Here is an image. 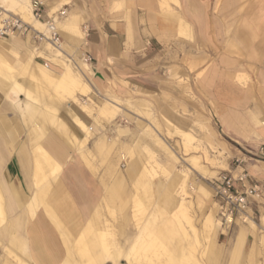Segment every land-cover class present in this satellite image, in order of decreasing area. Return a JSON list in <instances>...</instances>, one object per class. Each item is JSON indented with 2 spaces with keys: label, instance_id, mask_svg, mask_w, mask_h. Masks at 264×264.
Here are the masks:
<instances>
[{
  "label": "rangeland",
  "instance_id": "374dc122",
  "mask_svg": "<svg viewBox=\"0 0 264 264\" xmlns=\"http://www.w3.org/2000/svg\"><path fill=\"white\" fill-rule=\"evenodd\" d=\"M45 2L51 3L52 6L56 7L50 13L49 9L45 5L43 6L45 13H50L49 16L66 10V15L58 21L61 26L57 25L61 37L63 56L60 57L59 63L51 60L54 58L53 47L47 45L49 42L44 38L37 40L36 44H30L25 41V37H19V40L22 41L19 45L10 43V39H0V54L11 66V71L6 73L2 71L0 73V92L7 91L4 96L11 101H17L16 99L20 98V102L16 103L22 111L23 107L21 105L23 103H31V101L23 95L21 88L12 90L11 84L17 79L19 87L22 85L24 88L31 87L33 82L27 73L31 69V62L35 61L37 68L46 70L54 78L63 73L64 66H68L72 74L76 75L78 83H80L77 84L78 86L74 87L61 80L58 82L61 85L56 84L44 88L39 93L43 95L42 99L55 101L59 106L58 112H48L50 126L52 125L49 127L48 132L58 134L59 129H56V126L52 124L57 120H60L70 129V115L67 114L66 110L71 108L77 113L79 110H77L76 105H79L81 109L82 105L88 108V111L84 113L87 117L86 119H88V124L92 125L93 119L97 123L100 119H108L105 124V130L111 131H108L109 133L107 132L105 136L108 138V134H113L114 139L111 141L108 138L103 141V150L101 147L102 153L100 156L95 151L93 152L94 154L89 153L95 167L94 171L91 168L92 165L89 162L87 164L86 158H84L86 168L91 170V175L95 173L99 182L100 179H104L106 183L113 179H118L121 187L125 188L118 200L122 205L125 202V212L132 216L130 223L134 235L137 233L135 224L138 225V228L141 222H144L145 225L143 246L140 245L131 254L130 261L121 259L122 261H119L118 264H173L171 258L175 261L177 259L182 261L180 262L182 264H221L225 258H229L228 260L231 262L234 254L233 249L237 238H239L238 230L247 226L255 228V218L252 209L249 214L250 221L247 223L242 224L236 221L229 227L222 226L221 228L216 221L218 226H214L209 238L204 239L200 232L202 231L201 227L204 219L209 214H213L218 221L219 217L218 209L216 205L214 206L213 199L211 198V201L208 202L203 193H211L210 181L228 167L235 169L239 166L234 175H237L243 169L250 178H253L250 168L257 165V156L261 154L260 149H264V147L252 131V128L255 127L252 113H248V120L243 121L241 124L242 133L240 134L242 135L224 131L218 115L221 107L215 104L212 93L215 86L214 83L224 87L231 84H237L241 87L253 86V68L250 66L247 68L243 65L242 62L246 59L240 56L241 52H239L234 43H197L196 48L195 45L193 46V49H196L195 52L189 49L188 42H178L176 44L168 42L165 44L164 49L151 42L152 52L150 54L149 60H151V63L149 67H138L137 69L129 61L128 63L115 64L127 71L128 83L141 90V93L134 97L144 101L137 102V104L133 100V102H127L128 104L126 105L121 104L118 97L116 98L109 95L108 92L103 93V91L97 89L93 76L89 74L88 63H84L83 58L92 54L89 50L88 34L91 30L92 19L98 20L95 15V10L97 9L101 10L100 15L102 18L107 13H118L120 16L118 20L120 24L124 25V34L128 37L130 44H132L131 38L135 28L132 24L135 17L134 11L131 9L133 4L128 0H46ZM174 5L177 7V3L173 2V0H162L159 4L160 18L171 21L172 15L176 14L173 9ZM0 6H2L1 10L5 9L4 4L0 3ZM178 12L179 15H177L181 16L180 9H178ZM70 15L73 18L72 21L68 20ZM181 23H183L182 20ZM31 26L33 25L31 24ZM33 28L45 34L38 27L33 26ZM185 28L187 31L183 34L181 32V24L178 25V37L188 39V27ZM120 33L123 34V32ZM130 49L135 52L139 50L136 46H130ZM14 53L18 57H12ZM227 54L236 55L229 59L237 60L239 67L237 65L231 67L223 63V61L228 59L223 57ZM27 57L29 58L27 59ZM107 65L111 67L114 62L108 61ZM212 72H214V78L208 81L210 76L208 74ZM3 75H6V78ZM114 85L115 82H111L106 85V89L108 90L109 87ZM15 91L19 93L17 94ZM74 98L77 100L74 101ZM107 99L114 101L116 104L118 103L119 107L112 106L114 109L113 113L102 114L99 110ZM33 104L37 107L41 106L38 102ZM21 111L0 96V115L7 125L6 134L14 135L16 146L26 147L28 129L35 124L34 122L38 123L39 120H35L34 116V118L27 120L23 117ZM235 112L230 111V114ZM128 119L129 121H127ZM71 123L82 131L84 138L76 136L77 139L75 137V143L71 147L72 150L70 148V157L73 155L81 161L77 147L81 151L83 148V150L90 152L96 140L95 137L100 135V131L94 128L93 136L85 143V140L92 132L90 126L82 121L81 124L73 122L72 119ZM142 126L143 132H141ZM119 129L125 131L127 135L133 132V135L136 134L138 136L136 138L133 136V143H129L128 147H125V144L123 145V140L126 138L124 137L125 135L115 132ZM146 131L148 134L145 133ZM182 132L189 135L190 139L184 137ZM152 136L156 138V140L154 139L155 141L152 140ZM5 147L12 149L14 145L10 143ZM109 167L114 168L112 175L106 173ZM129 175L130 177H128ZM156 184H159V188L156 187ZM3 186L6 191L3 190ZM100 187L102 188V186ZM10 188L24 193L25 200L22 201L21 205L16 204V211H18L20 206L29 199L30 194L25 189L23 176L13 154L0 174V191L3 203L9 197ZM181 188L186 190L187 195L180 197ZM132 194H135V197ZM180 198L184 199L183 208L186 209L185 213H188L187 216L191 217L192 221L190 222L197 229V235L190 231L183 215L184 210L180 204L177 205L176 209H169L170 203ZM115 207L118 208L116 209ZM112 210L113 216H110L105 206L102 205V216L108 222H111V225L113 224L115 237L112 245L114 243L116 245L117 232L120 228L118 222L124 221L125 215L120 211L117 203L114 204ZM16 211L7 212L4 218H0V228L14 218ZM165 217H169L175 225L174 232L168 240L162 239L154 230L159 221L165 219ZM101 228H103L102 220ZM221 234L228 235L234 239V243L228 249L217 243V239ZM73 237L71 241H73ZM85 246L84 257L86 261L81 260L76 255L75 262L78 264L90 263L87 260L93 255L94 251L87 244ZM261 246L264 250V236ZM0 247H2L3 253L1 256H4V259L7 260L0 261V264H18L7 258L4 252V247H10L8 243L0 242ZM205 252H208V261H204L203 253ZM17 254L20 253L17 252ZM183 256H187V258L183 259ZM109 261H99V263L111 264V261ZM248 264L261 263L256 259H250Z\"/></svg>",
  "mask_w": 264,
  "mask_h": 264
},
{
  "label": "crops",
  "instance_id": "0c3cea01",
  "mask_svg": "<svg viewBox=\"0 0 264 264\" xmlns=\"http://www.w3.org/2000/svg\"><path fill=\"white\" fill-rule=\"evenodd\" d=\"M29 1L31 3V0ZM45 1L46 0H40L51 13L52 10L50 7L54 6H52L51 3L47 4ZM128 1L133 4L131 9L135 14L134 22L132 23L135 27L134 34L131 38L132 44H130L128 37L124 34V25L120 24L118 20L120 16L118 13H107V15L102 18L100 15L101 10L97 9L95 10V15L98 17V20L92 19L90 24L91 30L88 34V43L89 50L92 54L88 55L91 58V62L88 63V70L89 74L93 76V81L97 89L103 91V93L108 92L109 95L116 98L118 97L121 104L126 105L128 104L127 102H133V100L136 101V103L144 102L134 97L138 95V93H141V90L128 83L129 78L126 77L127 71H124V69L115 64L121 62L128 63L129 61L137 69L138 67H149L151 63L149 59L152 52L151 42L162 49H164L165 44L168 42L174 44L178 42H188L189 49L195 52L197 43H234L239 52H241L240 56L246 59L242 62L243 65L247 68L249 66L253 68V86L247 85L241 87L237 84H231L230 86L224 87L214 83L215 86L213 88L212 98L215 104L221 107L220 113L218 114L219 121L222 123L224 131L226 132L242 135L240 134L242 133L241 124L243 121L248 120V113H252V120L255 122V127L252 128V131L256 138L259 139L260 144L264 147V127H262V124H264V0H173V2L177 3V7L176 5L173 6L176 14L172 15L173 18L171 21L160 18L159 4L162 0ZM178 9L181 11V16H178ZM50 13H48V16ZM70 17L72 18L70 15L68 20ZM181 20L183 23H181ZM46 21L47 17L44 15L39 22L45 23ZM179 24H181V32L183 34L187 31L185 27H188V39L177 36ZM120 32H123V34ZM18 39V37L13 40L10 39V43L14 45L21 44L22 41H17ZM16 41L19 43H16ZM25 41L30 44H36V40H34L32 33L25 37ZM194 45L195 48L193 49ZM130 46H136L139 50L135 52L130 49ZM235 56L236 55L231 54L224 55L223 57L228 59L223 61V63L231 67H235L234 65L239 67V62L237 60L229 59ZM29 57H27V59ZM19 60L21 61V59ZM108 61L114 62V65L111 67L108 66ZM213 73L214 72L208 74L210 75L208 81L214 78ZM111 82H115V85L109 87L107 90L106 85ZM6 92H0V96L21 111L19 105L16 103L20 102L21 99L18 98L16 99L17 101H11L5 98L4 93ZM76 106L79 112L75 113L71 108L69 111L83 123L86 122L88 124V119H86L87 117L84 112H82L81 107H79V105ZM230 111L236 112L230 114ZM23 117L25 116L23 115ZM25 118L27 120L31 119ZM127 121H129V119ZM106 122H108V119H100L98 123L93 119L92 125L88 124L92 132L85 140V143L93 136L94 128L100 131V135L95 137L96 140L89 153L92 154L95 151L99 154L103 141L108 138L111 139V141L114 139L113 134H108V138L105 136L108 131H111L105 130L104 126ZM99 124L103 125V127L99 126ZM33 125L28 129L27 146H16L17 143H14V135L11 134L10 136V134H6L7 125L0 115V174L11 158V155H15V157H17L18 167L24 179L25 189L30 194V199L24 202L19 210L16 211V204L21 205L22 201H24V193L20 190L17 191L10 188L9 197L6 202L3 203L0 191V217L4 218L7 212H17L14 216L15 219L9 220V222H6L5 225L0 228V242L8 243L10 247H4V252L7 258H10L11 261H15L18 264L22 262V264H64L66 261L67 263L70 262L69 264H78L75 262V256L77 255L81 260H85V245L87 244L89 248L93 247L91 244L92 237L88 236L87 239H85V236L82 235L84 233L82 230L84 228L83 225L89 221L101 204V185L95 173H93L92 176L90 170L86 168L84 159L80 161L73 155L70 157V148L73 146L61 135L62 133L57 134L48 132L39 144L59 165L60 171L57 182L61 183L65 191L64 194L69 195L76 204L81 225L80 227L78 226L79 228H76L73 223L76 224L77 220L69 221L67 214H65L66 212L59 210L54 212L55 218L59 222L58 227L54 226L45 215V222H43L45 224L36 225V221L30 218L27 209V204L36 194V187L34 185V164L31 151V131ZM69 125L70 129H68L71 135L73 134L75 137L81 136V138H84L82 131L71 123V117ZM143 131L142 126L141 132ZM115 132L125 135L124 137L126 138L123 140V145L125 144V147H128L127 145L129 143H133V136L135 138L138 136L135 134L136 132L134 133L135 135H133V132L127 135V133L121 129ZM145 133L148 134L147 131ZM10 143L14 145V147L12 149L6 148L5 146ZM77 149L80 153V157L83 158L82 155H86L85 157L92 165L91 168L95 170L90 154L83 150V148L82 151H80L79 147H77ZM257 157V165L251 166L250 168V173L253 176V178H250V183L258 186L260 190L259 197L251 202V209L255 218V228L247 226L238 230L239 238H237L233 249L234 254L232 256V261L229 262V258H225L221 264H248V260L250 259H256L261 264L264 263V250L261 246V241L264 236V149ZM236 171L237 169L228 167L224 172H229L234 175ZM156 185V187L159 188V184ZM3 190L6 191L4 186ZM178 204V199L173 200L172 203H170L169 209H176ZM41 212L42 211L38 209L35 218L43 216ZM126 219V222L119 221L118 223V226H121L120 228L118 227L119 231L117 232L116 242L125 252L129 250L130 246L139 235V228L136 224L137 233L134 235L132 232V225L130 223L132 216L128 215ZM141 223L143 226L144 222ZM144 226L142 227L141 245L143 244ZM72 237L73 241H71ZM76 241H79L77 242L79 243V248L83 250L78 248V244L75 243ZM83 241L86 243H83ZM217 243L228 249V247L234 243V239L228 235L221 234L217 239ZM73 247L75 249H73ZM17 252L20 254H17ZM206 253L207 256L205 261H208V252ZM2 254V247H0V261H7L4 259V256H1Z\"/></svg>",
  "mask_w": 264,
  "mask_h": 264
},
{
  "label": "bare ground",
  "instance_id": "6f19581e",
  "mask_svg": "<svg viewBox=\"0 0 264 264\" xmlns=\"http://www.w3.org/2000/svg\"><path fill=\"white\" fill-rule=\"evenodd\" d=\"M2 4L5 5V9H3L4 13L10 14L13 13V15L15 16H19L22 21L28 23L29 25H33L35 27H38L39 29L43 30L44 32H46V26L44 23H41L39 21H36L32 18L31 16V11H30V1L29 0H1ZM48 4V3H47ZM43 5V4H42ZM0 8H2V6H0ZM51 10L54 9V7H50ZM55 14H53L52 16H49L50 18L53 17ZM72 16V15H71ZM72 21L73 18H69V21ZM76 22V21H75ZM73 24V23H72ZM57 25L61 26V23L57 21ZM68 25V24H67ZM71 25V24H69ZM32 26V27H33ZM63 26V25H62ZM66 26V25H65ZM70 27V26H67ZM74 27V26H72ZM79 33V32H78ZM12 38L13 39H16ZM19 41V39L17 40ZM16 43H19L17 42ZM13 42V41H12ZM45 44V43H44ZM50 45L51 47H53V57L51 60H54L56 62H60V57L63 56V51L61 50L62 48V44H60L59 46H54L52 44H47ZM11 49V48H9ZM10 51V50H9ZM12 51V50H11ZM12 57H18L17 54L14 53V56ZM84 63H88L87 61L85 62V60H83ZM36 62H31L30 63V68L28 73V77H30L32 85L30 88H24V86L22 85L21 87H19V83L17 82V79L14 80V82H12V87L14 90V88H21L23 95L28 98L29 101H31V103H23L21 106L23 107L22 113L25 117L27 118H32L33 116L36 118L35 120H39L38 123L34 122V127L31 131V139H32V146H31V151H32V158H33V166H34V185L36 187V194L35 196H33V198L29 201V203L27 204V209L29 211V216L31 219H33L34 221H36V225H42L45 224L43 222H45L44 220V215L45 217H48V220H50L52 222V224L54 226H59V222L56 220V216L54 215V212L56 210L62 211V212H66L65 214H67L69 221H74L77 220L76 224L73 223L74 226H76V228L81 225L80 222V218L78 216V209L76 207V204L74 203L73 199L69 196V195H65V191L63 190V187L61 186L60 182H57V175L59 174L60 171V167L59 165L44 151V149L40 146V141L43 139V137L47 134L49 127L50 126V116L48 114L49 111H57L59 110V106L58 103L55 101H46L45 99H42L43 95L39 94L40 91H42L44 88H48L54 85H61L60 83L58 84L59 81H64L67 84L78 86V80L76 75L72 74V72L70 71L68 66H64V69L62 70L63 73H61L60 75H58L56 78L52 77L51 75H49L47 73L46 70L41 69V68H37L36 66ZM2 71L8 72L11 71V66L4 60L3 56L0 54V73H2ZM8 75V74H7ZM54 75V74H53ZM4 78H6V75H3ZM13 77V76H12ZM29 79V80H30ZM27 85V84H25ZM29 86V85H28ZM14 92V91H13ZM15 93H17L15 91ZM19 93V92H18ZM17 93V94H18ZM74 101H76L77 99L74 98ZM38 102L39 105H41L40 107L35 106L33 103ZM37 104V105H38ZM78 104V103H77ZM80 104V103H79ZM86 105V104H85ZM112 106H116L119 107L118 103L116 104L114 101L107 99L106 103L103 105V107L99 110L102 114H110L113 113L114 109ZM85 111H88V108L86 106L82 105V112L85 113ZM68 114L70 115L71 119L73 120V122L76 123H80L81 124V120L77 117H75L70 111L69 109H67ZM89 113V112H88ZM90 114V113H89ZM33 117V118H34ZM154 122H156L153 119ZM14 123V122H13ZM52 124H54L56 126V129H59L58 133H62L61 135L69 142L72 144L75 143V136L72 134H70L69 129L64 125V123H62L60 120H57L55 123L53 122ZM157 125V124H156ZM99 126H102L101 124H99ZM105 127V126H104ZM262 127H264V124H262ZM51 130V129H50ZM183 133V132H182ZM87 134V133H86ZM8 135V134H7ZM184 137L190 139L189 135H187L186 133H183ZM11 136V134H10ZM9 137V136H8ZM59 137V136H58ZM62 138V137H61ZM10 139V138H9ZM156 138H152L153 141H155ZM13 140V138H12ZM62 140V139H61ZM108 141V140H107ZM13 142V141H12ZM65 142V141H64ZM8 143V141H7ZM66 143V142H65ZM67 144V143H66ZM101 144V143H100ZM103 144V143H102ZM69 145V144H67ZM70 146V145H69ZM68 146V147H69ZM110 147V146H109ZM17 148V147H16ZM74 149V148H73ZM72 150V148H71ZM103 150V147H102ZM81 151V149H80ZM109 151V150H108ZM89 153V152H88ZM100 153H102L100 151ZM99 153V154H100ZM101 155V154H100ZM28 156V155H27ZM86 155H82L83 158H81V160H83ZM134 156V155H132ZM169 156V155H168ZM111 157V156H110ZM17 158V157H16ZM120 159V158H119ZM86 163L89 164L87 161L88 159L86 158ZM84 160V161H85ZM94 160V159H93ZM83 161V162H84ZM85 163V162H84ZM85 163V164H86ZM135 165V164H134ZM91 166V165H89ZM105 167V166H104ZM137 167V166H136ZM135 167V168H136ZM133 168V165H132ZM134 168V169H135ZM138 168V167H137ZM114 169V168H113ZM112 167H109L106 171L107 174L112 175L113 174V170ZM133 169V170H134ZM138 170V169H137ZM87 171V170H86ZM91 171V170H90ZM94 171V169H93ZM135 171V170H134ZM133 171V172H134ZM128 172V171H127ZM132 172V170H131ZM138 172V171H137ZM85 176V175H84ZM93 176V175H92ZM111 177V176H110ZM130 177V175L128 176ZM139 177V176H138ZM142 177V176H141ZM59 178V176H58ZM93 179V178H92ZM113 179V178H112ZM133 183V182H132ZM141 184V183H140ZM100 185L102 186L101 188V192L103 191V193H101V204L98 207L97 211L91 216V218L89 219V221L84 224V228L82 230V232H84L82 235L85 236V239H87V237H92L91 241H92V249H94L93 251V255H91L87 261H89V264H100L99 261H106V260H110L109 262L111 264H118L119 261H121V259L126 260V261H130V256L131 254L136 251L142 242V226L141 224L139 225V235L137 236V238L134 240V243L130 246L129 250L127 252H125L124 250H122V248L120 246L116 245H112V241L115 237V233L113 230V224L111 225V222H108V220H106L104 218V216H102V205L105 206L107 213L110 216H113V210L112 207H114V204L117 203L119 205V209L121 212H123V214L125 215L124 217V221H127V217L128 214L126 211V204L123 205L119 202V197L122 196L125 188L123 189L120 185V183L118 182V179H113L110 182H105L104 179H100ZM136 185V184H135ZM143 186V185H142ZM134 189V188H133ZM138 189V188H137ZM180 189V188H179ZM185 189V187H184ZM181 188L180 191V197L187 195L186 190H184ZM188 189V188H187ZM190 189V188H189ZM157 190V189H156ZM191 190V189H190ZM193 190V189H192ZM196 190V189H195ZM194 191V190H193ZM197 191V190H196ZM200 191V190H199ZM202 191V188H201ZM205 192V191H204ZM183 195H182V194ZM198 193V192H197ZM200 193V192H199ZM203 193V192H202ZM103 194V195H102ZM193 194V193H191ZM205 195V198L208 202L211 201L212 198V194L209 192H205L203 193ZM202 194V195H203ZM135 195V194H134ZM133 195V197H135ZM25 197V196H24ZM125 197V196H124ZM138 197V196H137ZM1 198V196H0ZM30 199V198H29ZM134 199V198H133ZM137 199V198H135ZM192 199V197H191ZM23 200V199H21ZM25 200V198H24ZM125 200V199H124ZM2 201V200H1ZM121 201V200H120ZM139 201V200H138ZM189 201V200H188ZM122 202V201H121ZM128 202V201H127ZM130 202V200H129ZM184 199L180 198L179 199V204L181 206V208H183L184 206ZM187 202V200H186ZM192 203V202H191ZM142 204V203H141ZM4 205V204H3ZM190 205V203H189ZM188 205V207H189ZM215 206V205H214ZM21 207V206H20ZM116 208V207H115ZM114 208V209H115ZM118 208V207H117ZM116 208V209H117ZM41 210L43 216H40L39 218H35L36 215V211L37 210ZM24 210V209H23ZM183 212H184V216L186 218V221L188 223V226L190 228V231L192 233H194L195 235H197V229L191 224L190 221H192L187 214L185 213L186 209L183 208ZM135 214V213H134ZM0 216H1V204H0ZM19 216V215H18ZM1 218V217H0ZM27 218V217H26ZM111 218V217H110ZM15 219V218H14ZM101 220H102V225L103 228H101ZM219 223V226L222 228L221 223L215 219L213 214H209L203 221L202 223V237L204 239L209 238L210 232L212 230V228L214 226H218L217 222ZM68 222V221H67ZM113 222V220H112ZM119 223V222H118ZM22 224V223H21ZM115 224V223H114ZM61 225V224H60ZM121 226V225H120ZM78 227V228H79ZM25 228V227H24ZM145 228V226H144ZM66 229V227H65ZM122 229V228H121ZM175 229V225L174 222L172 220L169 219V217H165V219H161L159 221V223L154 227V230L156 231L157 235H159L162 239H170V237L172 236L173 232ZM77 230V229H76ZM57 231V230H56ZM64 231V229H63ZM121 231V230H120ZM176 231V230H175ZM65 232V231H64ZM81 234V233H80ZM199 234V232H198ZM25 235V234H24ZM81 235V237H82ZM122 235V233H121ZM68 237V236H67ZM174 237V236H173ZM201 237V235H200ZM80 239V238H79ZM145 239V238H144ZM197 239V238H196ZM78 240V239H77ZM83 240V239H82ZM62 241V240H61ZM80 241V240H79ZM76 241L75 243L79 242ZM176 241V240H175ZM85 241H83L84 243ZM69 243V242H68ZM81 243V242H80ZM86 243V242H85ZM175 243V242H174ZM78 244V248H79V243ZM74 244V245H77ZM85 245V244H83ZM187 245V244H186ZM189 245V243H188ZM143 246V245H142ZM75 247V246H74ZM73 247V249H75ZM82 247V246H81ZM84 247V246H83ZM86 247V246H85ZM191 247V245H190ZM76 248V249H78ZM80 250L82 248H79ZM87 249V248H86ZM114 249V250H113ZM79 250V251H80ZM83 250V249H82ZM85 250V249H84ZM15 253V252H13ZM82 253V252H80ZM87 254V253H86ZM89 254V253H88ZM204 254V261L205 258L207 256V253H203ZM73 255V254H72ZM69 256V255H68ZM83 256V255H82ZM181 257V256H180ZM203 257V255H202ZM68 258V257H67ZM187 258V256H183V259ZM16 259V258H14ZM138 259V258H137ZM167 259V258H166ZM172 259V263L173 264H182L180 262L182 261H178V259L175 261L173 258ZM136 260V259H135ZM180 260V259H179ZM182 260V259H181ZM23 261V259H22ZM21 261V262H22ZM25 262V261H24ZM27 262V261H26ZM32 262V261H31ZM164 262V261H163ZM23 263V262H22ZM21 263V264H22ZM70 263V262H69ZM66 262H64V264H69ZM129 263V262H127ZM135 263V261H134ZM169 263V262H168ZM209 263V262H208ZM27 264V263H26ZM29 264V263H28ZM33 264V263H32ZM138 264V263H137ZM199 264V263H197Z\"/></svg>",
  "mask_w": 264,
  "mask_h": 264
},
{
  "label": "built area",
  "instance_id": "2783aa9c",
  "mask_svg": "<svg viewBox=\"0 0 264 264\" xmlns=\"http://www.w3.org/2000/svg\"><path fill=\"white\" fill-rule=\"evenodd\" d=\"M44 5L39 0H31V16L36 21H41L43 16L47 17L44 23L46 32L40 33L31 25L22 21L19 16L4 13L0 9V39H12L15 37H26L33 34L34 40L46 39L50 44L59 46L61 37L57 28V21L65 15L66 10L58 12L53 17H49L44 12ZM83 60L91 62L89 56H84ZM263 152V149H260ZM237 166L235 169H238ZM210 189L214 204L218 209V217L221 226H231L236 221L242 224L250 221L251 202L259 197V187L250 183V177L241 170L237 175L229 172H222L210 181Z\"/></svg>",
  "mask_w": 264,
  "mask_h": 264
}]
</instances>
